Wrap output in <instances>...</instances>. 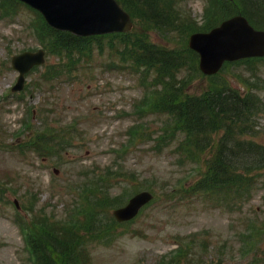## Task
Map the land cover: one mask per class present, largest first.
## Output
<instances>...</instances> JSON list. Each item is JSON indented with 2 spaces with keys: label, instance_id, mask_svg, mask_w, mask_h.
<instances>
[{
  "label": "rangeland",
  "instance_id": "1",
  "mask_svg": "<svg viewBox=\"0 0 264 264\" xmlns=\"http://www.w3.org/2000/svg\"><path fill=\"white\" fill-rule=\"evenodd\" d=\"M16 1L0 0V264H24L29 254L15 219H36L43 214L52 219H81L79 211L84 207L94 212L96 219H114V208L149 188L155 198L134 222L118 227L120 234L112 243L89 244L88 264H154L176 246L178 235L189 233L208 240L207 259L212 264L247 263L252 253L244 251L243 256L244 252H239L242 241L235 235L242 229L243 219H264V190L260 186L244 205L217 208L200 195L189 194L199 167L191 164L184 152L177 155V150L175 156L171 149L186 138L185 134L176 132L180 134L176 141L157 152L152 141L131 150L130 142L136 144L139 138L129 141V133L145 128L153 133L162 131L163 117L151 112L149 106L158 97L144 94L139 82L140 77L152 81L164 71H157V65L133 63L128 56L121 59L120 54L135 52L141 45L147 49L183 48L187 42L181 41V33L151 28L141 16H133V31L126 35L105 36L95 43L92 39L91 51L83 53L91 66L62 76L64 79L41 81L45 66L60 61L46 52L45 65L29 71L25 88L14 92L11 87L18 71L11 67V57L43 45L38 31L32 29L38 22L37 12ZM175 1L180 3L177 9L183 10L178 20L196 22L203 30L219 24L226 12L228 17L242 13L243 8L238 1ZM244 6L255 18L248 0ZM119 33L124 32L115 34ZM136 36L142 37L141 45L130 41L129 37ZM199 71L190 76L183 67L179 72V77L186 75L193 80L186 91L191 95L205 94L227 81L242 92L254 89L264 102V58L227 65L214 76ZM255 121L253 138L264 143V105ZM169 127L167 123L164 129ZM41 133L66 147L53 148V157L43 152L50 150L48 146L42 149L38 143L33 148ZM123 153H128L125 161ZM210 154L206 150L199 157ZM124 167L129 171L119 172ZM97 201L103 206H97ZM87 219H94V215ZM134 228L144 235L133 233ZM224 244L225 256L219 263L218 250Z\"/></svg>",
  "mask_w": 264,
  "mask_h": 264
},
{
  "label": "trees",
  "instance_id": "2",
  "mask_svg": "<svg viewBox=\"0 0 264 264\" xmlns=\"http://www.w3.org/2000/svg\"><path fill=\"white\" fill-rule=\"evenodd\" d=\"M119 1L128 11L132 10L133 16H141L151 28L166 33H181L183 42H186L190 32L203 30L196 22L182 23L178 20L177 16L183 14V10L177 9L180 3L175 0ZM237 1L243 7L240 11L250 21L264 27V0H248L256 12L255 18L246 11V0H236V4ZM37 14L38 22L34 23L33 31H38L48 53L60 59L58 63L45 66L41 81L53 82L80 68L91 66L88 58L84 60L83 53L91 51L90 42L93 38L95 43L105 36L116 38L126 35L80 37L50 27L41 14ZM129 39H134L131 41L133 44H142V37ZM128 48L131 49V45ZM127 56L133 63L146 67L157 65V71H164V75L160 74L152 81L141 77L140 80L153 97H158L149 102V106L151 112L166 116L165 124L168 123L170 127L164 129L165 132L185 134L180 149L189 162L198 165L200 171L199 178L191 184L189 194L200 195L209 204L223 209L242 206L251 200L258 186L264 184V143L249 137L256 130L255 119L264 105L258 92L254 89L242 92L225 81L205 94L187 93L193 80L186 75L179 77V72L183 67L187 68L190 76L198 71L197 54L187 45L174 49H147V45H141L135 52L127 54L123 51L120 54L121 59ZM107 66L110 68L111 63L108 62ZM242 128L240 133L243 137L241 135L237 140L236 136ZM38 143L42 149L55 146L54 141L45 137L44 133L35 139L32 147L35 148ZM206 150L211 154L201 159L199 154ZM97 206L102 207L103 204L97 201ZM79 213L81 219L57 220L49 214H43L27 224L35 264H88L91 259L89 244L94 241L110 242L113 239L116 228L114 219H96L94 212H89L86 207ZM90 215H94V219H87ZM247 229L264 244L263 223L252 221ZM201 246L206 248L207 245L197 238L182 241L176 251L155 264H206L201 256H196L198 248L203 250Z\"/></svg>",
  "mask_w": 264,
  "mask_h": 264
},
{
  "label": "water",
  "instance_id": "3",
  "mask_svg": "<svg viewBox=\"0 0 264 264\" xmlns=\"http://www.w3.org/2000/svg\"><path fill=\"white\" fill-rule=\"evenodd\" d=\"M39 9L47 21L60 29L88 35L110 31L128 30L132 26L129 14L116 0H24ZM190 46L200 55V68L214 73L225 60L243 56L264 55V30H256L243 15L224 20L209 32H197L190 36ZM45 52L25 51L12 57V66L20 71L13 89H22L25 72L43 63ZM150 191H141L129 202L114 211L119 220L134 217L139 209L151 200Z\"/></svg>",
  "mask_w": 264,
  "mask_h": 264
}]
</instances>
